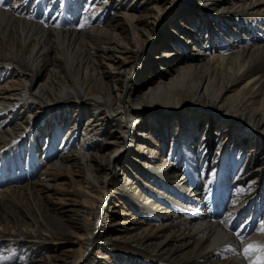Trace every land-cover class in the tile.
Segmentation results:
<instances>
[{
    "label": "bare ground",
    "instance_id": "6f19581e",
    "mask_svg": "<svg viewBox=\"0 0 264 264\" xmlns=\"http://www.w3.org/2000/svg\"><path fill=\"white\" fill-rule=\"evenodd\" d=\"M0 264H264V0H3Z\"/></svg>",
    "mask_w": 264,
    "mask_h": 264
},
{
    "label": "rangeland",
    "instance_id": "374dc122",
    "mask_svg": "<svg viewBox=\"0 0 264 264\" xmlns=\"http://www.w3.org/2000/svg\"><path fill=\"white\" fill-rule=\"evenodd\" d=\"M172 21H174V16L172 17V20H170V23L167 25V28H166V31L168 32L170 29H169V25H171V22ZM177 25H178V23H177ZM31 146V145H30ZM215 146H216V144H215ZM38 151V150H37ZM36 155H37V153H36Z\"/></svg>",
    "mask_w": 264,
    "mask_h": 264
},
{
    "label": "snow or ice",
    "instance_id": "6c2138e0",
    "mask_svg": "<svg viewBox=\"0 0 264 264\" xmlns=\"http://www.w3.org/2000/svg\"><path fill=\"white\" fill-rule=\"evenodd\" d=\"M0 3H3V0H0ZM83 25H81V27H82Z\"/></svg>",
    "mask_w": 264,
    "mask_h": 264
}]
</instances>
